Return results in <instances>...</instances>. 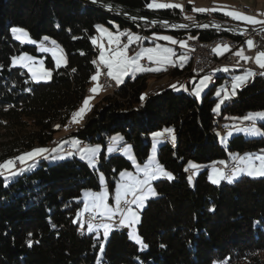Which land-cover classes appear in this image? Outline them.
I'll return each mask as SVG.
<instances>
[{"label":"trees","instance_id":"obj_1","mask_svg":"<svg viewBox=\"0 0 264 264\" xmlns=\"http://www.w3.org/2000/svg\"><path fill=\"white\" fill-rule=\"evenodd\" d=\"M152 20L179 24L183 11L154 10L144 0H0V127L10 132L0 135V164L29 150L51 147L57 134L53 127L60 125L61 130L69 124L97 72L93 61L99 49L92 38L98 26L115 29L109 23L113 21L121 30L130 28L149 37L169 34L177 41L194 37L208 42L219 35L213 26L176 28ZM196 20L220 25L221 34L239 43L246 40L224 29L234 24L226 14L197 13ZM13 28L26 30L37 46L16 40ZM253 36L257 48L264 50V32ZM50 39L63 49L65 66L57 68L50 54L38 52V45ZM157 42L162 40L147 39L145 44ZM25 52L46 57L45 66L52 71L49 82L35 83L26 69L12 66V58ZM188 55L190 61L183 68L168 67L163 73L176 85L188 79L191 90L195 76ZM154 75L127 78L112 96L103 98L102 106H96L82 126L57 142L74 137L82 145H102L98 171L113 194L119 173L133 169L123 156L126 144L133 147L137 162L144 163L153 134L164 129L174 132L175 142L162 138L165 143L160 145L158 161L175 178L154 184L156 196L140 213L137 226L148 247L141 249L127 231L112 228L101 255V240L87 228L80 231L77 220L83 193L101 189L99 172L77 157L54 164L41 158L38 168L13 181L8 182L4 172L0 175V264H264V177L244 176L219 185L209 180L210 168L223 160L228 164L244 154L264 153V135L235 134L225 145L218 137L221 128L229 130L224 123L231 119L264 112V75L256 74L237 88L220 113L215 111L220 98L216 91L224 82L228 88L231 84L230 78L224 81V71L214 74L213 85L202 99L190 92L176 93L170 85L149 94ZM258 126L264 132V121ZM115 134L126 144L108 156ZM191 163L200 171L193 182L189 171L194 175L197 169L190 168Z\"/></svg>","mask_w":264,"mask_h":264},{"label":"rangeland","instance_id":"obj_2","mask_svg":"<svg viewBox=\"0 0 264 264\" xmlns=\"http://www.w3.org/2000/svg\"><path fill=\"white\" fill-rule=\"evenodd\" d=\"M155 2L156 3L161 2V3H165V4L182 5L183 6V10L182 11H183V15H184L185 19H187L186 17H192V19H187V20H190V21H192V20H194L196 18V15H195L196 13H202V12L193 11V8H195V9H201V8H203V9H216V11H207V12H204L206 14H208V13H214V12H220V13L225 14L226 12H229V11L237 12L238 13V10H239L240 6H242L244 8L251 9L252 11L255 12V14H256L255 16L257 17L258 20L264 21V0H155ZM186 2H190V4L192 5L191 11L185 9ZM151 3H153V0H149V4H151ZM149 4H148V6H149ZM177 9H180L181 10V8H178V7H177ZM245 14H249V12L248 11H245ZM230 18L232 20H236V19H233L232 17H230ZM109 23H110V25H114L115 26V29H112V28H110L107 25H100L104 29H106L107 31L106 32H102V31H99L98 28H97V33L92 38V42L95 41V43H93V44L96 47H98V49H99V52H98V55H97L98 61H99V56H100L101 52H104L105 56H108V55L111 54V50L117 48L118 46L119 47H122V48H126L127 49V56L130 57V58L131 57H136L137 54H139V53H144L143 56L138 60V63H139V65H141L145 69H146V67L143 66L144 64H142L144 62L143 60H147L146 63L148 65H151V62H153V64H155V69H161V68H165V67H169L170 68L171 65L174 64L175 60H177L179 62H184V63H187L188 61H190V57H189V55L187 53V51L189 50L188 47H180L179 44H178L177 45L178 48H176L175 46L166 45V44H160V43L146 45L145 44L146 40L147 39L149 40V36H147L146 34H141L139 31H134V30H132L130 28L129 29H125V30H121L120 27H119V25L117 23H114L113 21H111ZM200 23H203V22H200ZM214 25H217V24H214ZM228 27H226V28H228ZM239 27H241V26H239ZM257 28H260V27H257ZM257 28H255V29H257ZM24 31L27 32L26 30H24ZM108 33H111L112 34L111 41L109 39ZM127 33H132L134 35H138V36L141 37V39L139 41H134L132 43H129V37H128ZM27 34H28L27 36H22L21 33H13L14 38L16 40L20 41L21 43L26 44V45H31V46H37V43L35 41H34L35 43H33V40H32V38H31V36L29 35L28 32H27ZM254 34H256V33L248 32L247 33V36H246V41H248V40H252L253 41V47L251 48V50H249V47L247 45V49L250 52H255V55L253 57H255L260 51H264V50H261V49H258L257 48V45L255 43V40L253 39V35ZM17 37H19V38H17ZM117 38H118L119 44L116 43ZM53 41L54 40L50 39L48 43H45V42L40 43L38 45V52L39 53H48V54H50L51 57L53 58V61L55 63V66L57 68L58 67H63V66H65L67 64L66 55L63 52V49L61 48V46L58 45L55 41H54L55 43L53 44L52 43ZM180 41H186L187 42V45H188L189 39H183V40H180ZM133 43H137V46L136 47H133L132 46ZM219 46L221 48L222 54H223V52L225 50H226V52L224 54L229 53L230 50H228V49H230V48L228 46H226V45H224V46L223 45H219ZM43 48H47L49 50L48 51H43L42 50ZM163 48H170V49H172L175 52V55L172 56V57H170L171 63H164V62H162V63H155L154 61L149 60L148 54L145 52L146 49H156V50H160V49H163ZM217 48H218V46L216 47V49ZM53 51H55L56 56H53V54H52ZM24 54H27L28 56H30V57L33 58V62L31 64V66L34 69V71L36 72V77H39V79L34 78L33 73L30 72L27 68H24L31 75V78L33 79V81L35 83L49 82L51 80V75H50L49 78H44V73L45 72H50V73L52 72L51 69H48L45 66V59H46V57H44V56L42 57V56L35 55L33 53H26V52L25 53H22L20 55H17V56H21V55H24ZM222 54H218L217 53L218 56H222ZM17 56H15V57H17ZM181 56L186 57V59H184V60L179 59V57H181ZM57 57H63L64 60H66V64H65L64 60H61V62L59 64H57ZM98 66L100 67L101 75H102V66L103 65H101L100 61H99ZM255 66L258 69H261V68H259V66L256 63H255ZM15 67H20V66L17 65ZM224 69L223 70H216V71H214L215 76L217 77L218 74L221 71H224ZM227 69H228L227 71H224L226 73V77H225L224 81H226L228 78L231 79V84H230L231 91L229 90L230 88L227 87V85H226L225 82L222 85H219V87H218V89L216 91V96L217 97L220 96V98H219V100L217 102V105L215 106V111L217 113H220L221 112L222 106H223L224 101L226 99H229V98L235 96L236 91H237V88L235 90H233L232 89V85L236 81V78L239 77V76H247V70H250L248 68L246 70H242V71H234L232 68H227ZM230 69H232V70H230ZM261 70H264V69H261ZM148 72L151 73L153 71H138V70H135L134 67L133 68H130L128 74L122 77V80H123L122 83H124L126 81V79L129 78V77H132L133 79H135L140 74L148 73ZM214 74H213V77H214ZM101 75L98 77V81H93L92 80V83L89 86V90H91L94 87H96L97 86V83H100ZM205 76L210 77L211 79L207 82L206 86H204L203 88H201L200 94H199V96H197L195 94V90H196V88H199L200 87V83L199 82ZM252 77L253 76L248 77L246 79V81L243 82L242 84L248 82V80L250 78H252ZM191 82H192V89L191 90L189 89V87L187 86L186 83H182L181 85H176V87L174 88V91L176 93H178V92H185V93L190 92L191 94H193L194 96H196L198 99H202L203 95L206 92H208L209 89L211 88V86L213 85L214 78H212L210 75H203V76H200V77L195 76V77H192L191 78ZM122 83H120L118 85L120 86ZM161 88H163V87H159L157 90H155V88H152V89L149 90V94L150 93L157 92V91L161 90ZM98 92H99V90H98ZM218 93H219V95H218ZM105 96H112V94L109 93V92L103 91V89L101 87V93L98 96V98L97 99L96 98H91L90 99V102H89V108H90V110L87 111L86 114L83 115L82 120H80V123L79 124H81V126L86 122L88 116L92 113L93 109L96 106H99V107L102 106V100H103V98ZM89 97L90 96L86 95V97L82 100V102L74 110V112H76L78 109H80L83 106V101L86 98H89ZM255 113H260V112H250V113H248L247 115H245L243 117L233 118V119H231V121H228V122L224 123L225 126L230 127V128H229V130L227 132H225L226 128H221L219 130L218 137H219L220 143L223 144V145H225L227 143L228 139L231 138L235 134H244L246 137H249V138H258V137L262 136V135H259V134H257V135H249V134H246L244 131H240V129H246V128L255 127L260 132H262L260 130L259 126H258V123L264 121V119L257 118L254 121H250V120H245L244 119V117H246V116H248L250 114H255ZM244 122L247 123V124H245L246 126H250V127H244L243 126ZM249 123H252V126L249 125ZM68 125H69V127L67 128V130H65V128H64V129H61V130L59 129V131H58L55 128V126L53 127V130H55V131L57 130V134H55L56 135V139H60L61 137L66 136V135H69V134L73 133L74 131H76L77 128L75 127V125H73V123H70L69 122ZM30 130H31V128H26L25 131L29 132ZM63 130L65 131V135H63ZM223 132H225V133H223ZM229 132H231V135H228ZM9 133L10 132L8 130H4V129H2V127H0V135H6V134H9ZM157 133H161V135L158 136V137H155V138L153 136L151 153H150V156L147 159V161L144 162V163H138L137 162V160L135 158V153H134L133 147L131 145H129V144H126L124 138L120 134H115V135L112 136V138L113 137H116V136H119V137H121V139L118 140V141H113V139H111L112 141L108 145L107 150H106V153L108 154V156H110L111 153L112 152H115L122 144H126L125 149H124L123 156L132 162L133 169L132 170H123L120 173H122V172H128V173H131L133 176H137V177L143 178L142 177V172L140 171V169H143L144 166L145 165H148L150 161H152L153 163H158L159 164V161H158V151H159L160 145L163 144V143H165V141L161 137L164 136V135H166V137L169 138V139H171L172 142H175L176 141V136H175V134H174V132L172 130L164 129V131H159ZM170 136H171V138H170ZM173 137H174V139H173ZM73 140L77 142L78 147H76V148L73 147V145L71 143V141H73ZM64 141H68V143H64ZM0 142H1V140H0ZM57 142L58 141L55 140V143L54 144L51 143V146H55L57 144ZM97 146H99V148L101 150L96 153L95 161L100 158V156L102 155V153L104 151V147L102 145H100V144H93V145L92 144H84V145H82V143H81L80 140H78V139H76L74 137H69V138H66V139L62 140L61 142H59L58 145L56 146V148L53 149L54 151H51L49 154H47L45 156V159H46V162L47 163L54 164V163H56L58 161H63V160L72 159L74 157H77V158L85 161L92 169L98 171V164H97V162H95V166H91L87 158H85V159H82L81 158V152H80V149H82V148H95ZM67 148H70L71 149V152H66ZM109 148H111L112 151H109ZM33 150H35V149H33ZM33 150H29L27 152H24V153L20 154L19 156H17L15 158L16 162H18L19 165L21 166L20 168L23 167L21 170L16 171L14 175H13V171H15L16 167L13 168L10 171L9 170H5L3 176H4V178L8 182L13 181L14 178H16L19 175H23V174L30 173V171H32L34 168H38L39 167V165L41 163V160L39 158H37V157H35L33 159H28L24 163H22L20 160L17 159L18 157L24 155L25 153L32 152ZM249 155H251L252 157H255L257 155H264V153H262V154H250L249 153V154H244V155L238 156V157L239 158H245V157H247ZM61 157H63V158H61ZM29 160H33V162L29 163ZM223 161L225 162L224 164L227 165V162L225 160H223ZM234 164H237V162H234ZM192 165H196V164H194V163H191L190 164V168H192L193 170H194V168L196 169L198 167L197 165H196L197 167H192ZM137 166H139V168ZM213 168L218 169L220 171H223L224 177H226L224 170L223 169H220L219 166L217 164H215V165H213L210 168V171H209V180H210V177L213 176V174H214L213 173ZM199 172L200 171L197 169L195 171V175H190L189 176V177L192 178L191 179V182L194 181L195 177L198 176ZM120 173L118 175V179H117V182H116L115 189H116V187L118 185H123V184H126V183L129 182V178H127V177L124 180H122L121 179V176H120ZM244 176H246V177H253V178L264 177V176H260L258 174H256V175H248L247 174V170H244V171L237 172V174L232 178L231 182H234V181H236V180H238V179H240V178H242ZM99 178H100V183H101V189L99 191L87 190V191H85L83 193V196H82L83 207L79 211V214L77 216V220L80 219V217H81L80 213L81 212H83V215H84V214L92 211L91 209L89 211H84L85 205L86 204H89V205L91 204L90 197L86 196L85 193H97V194H99V193H103L104 191H107L109 193V197H108V199H107L106 202L109 205H111V204L114 203L115 189H114L113 194H111V192L109 191V188L107 186V180H106L104 174L101 173V172H99ZM161 179H167V178L161 177V178H158V179H155V180L150 181V185L154 189V191H155L154 184L157 181L161 180ZM223 181L229 182L226 178L220 177L219 178V182L217 184H214V185H219ZM210 182H211V180H210ZM155 196H152L151 194H149L147 196V198L142 201V207H139L138 208L136 205H132L134 211H136V213H137V215L139 217V220H138L137 223L133 224L132 226L121 225L120 223H118V224L112 225V227L110 228V230L112 228H118V229L126 228L127 229V232H128V236L130 238V234L133 232V228H134L135 229V234H137V226H138V224L140 222V213L147 206L148 201L151 200V199H153ZM96 211H97V215H98V216L96 215V217H100L99 216V210H96ZM110 230H109V232H110ZM95 233H96L97 237L101 240L102 245L104 247V245L106 244L107 238L105 240V238L103 236V229H100L99 232H95ZM131 240L134 241L133 239H131Z\"/></svg>","mask_w":264,"mask_h":264},{"label":"snow or ice","instance_id":"obj_3","mask_svg":"<svg viewBox=\"0 0 264 264\" xmlns=\"http://www.w3.org/2000/svg\"><path fill=\"white\" fill-rule=\"evenodd\" d=\"M96 0H93V3H95ZM150 8L154 9H165V8H181L183 10L182 5H176V4H165V3H156L155 0H153V3L149 4ZM193 11L197 12H207V11H216V9H195L193 8ZM226 15L232 17L233 19L242 20L246 23H252V24H264V21H260L257 19H254L251 16L242 15L237 12H226ZM187 19H192V17H186ZM180 27H186V25H180ZM204 27H207V25H204ZM219 27V26H217ZM98 30L102 32H106L107 30L104 29L102 26H98ZM13 33H21L22 36H27V32H25L21 28H13ZM109 39L111 41L112 34L108 33ZM129 37V43H132L134 41H139L141 39L140 36L134 35L132 33H127ZM19 38V37H17ZM48 37H44V40H48ZM158 39L170 41L172 44H179L180 47H188L186 41H177L173 39L171 36H159ZM189 39H195L194 37H189ZM33 43H35L33 41ZM55 43L54 41L52 42ZM95 43V41H93ZM117 44H119L118 38L116 41ZM246 44L249 47V50L253 47V41L248 40L246 41ZM226 47V46H225ZM43 51H48L49 49L43 48ZM230 50V49H228ZM218 54H222L220 46H218L217 49H214ZM145 52L148 54L149 60L154 61L155 63H171L170 57L175 55V52L170 48H163L160 50L156 49H146ZM53 56H56L55 51H53ZM144 53L137 54L136 57H128L127 56V49L122 47H117L115 49L111 50V54L108 56H105L104 52H101L99 56L100 63L107 69L106 76L114 80L117 84H120L123 82L122 77L127 75L130 68H135V70L138 71H158L159 69L155 68H143L141 65H139L138 60L143 56ZM235 55L239 57L241 60H244L245 62L253 61L259 66V68L264 69V51H260L255 57L246 56L244 54V49L241 48L238 50ZM179 59L184 60L186 57L181 56ZM61 60H64L63 57H57V64L61 62ZM33 62V58L28 56L27 54L13 57L12 58V66L15 67L19 65L20 67L27 68L30 72L33 73L34 78L39 79V77H36V72L32 68L31 64ZM66 64V60H64ZM239 62V61H238ZM95 64L96 61H93ZM228 69L225 68L224 71H227ZM75 71V69H73ZM264 75V73H261ZM51 75L50 72L44 73V78H49ZM101 75L100 67H97V72L95 75L92 76L93 81H98V77ZM255 73L251 70H247V76H239L236 78V81L232 85V89L235 90L236 88L240 87V85L246 81L248 77L254 76ZM210 77L205 76L203 79L200 80V87L196 88L195 94L199 96L201 88L206 86L207 82L210 80ZM173 88L176 87V85H172ZM101 89V86L99 83H97V86L91 89L93 93H97L98 90ZM219 95V93H218ZM144 97H141L143 99ZM91 97L86 98L83 101V106L78 109L76 112L72 113L70 123H79L80 120H82L83 115L86 114L87 111L90 110L89 108V102ZM264 119V112L261 113H255L250 114L246 117H244L245 120L254 121L255 119ZM57 128H60V125L56 126ZM69 125H65V130ZM235 127V126H234ZM240 131H244L246 134L249 135H264V132H260L255 127L246 128V129H240ZM154 138L161 135V133H154ZM228 135H231V132L228 133ZM113 141H118L121 139V137L116 136L112 138ZM174 139V137H173ZM64 143H68V141H64ZM74 148L78 147V144L76 141H71ZM101 149L99 146L95 148H82L80 149L81 152V158L85 159L87 158L91 166H95V157L96 153L100 151ZM54 150H50L47 148H39L35 149L32 152L25 153L24 155L18 157L17 159L20 160L22 163L26 162L28 159H33L39 155H42L43 153L50 152ZM109 151H112L111 148H109ZM63 158V157H61ZM238 163L233 165V168L230 172V174L227 177H224L223 171H220L218 169L213 168V176L210 177V180L213 184H217L219 182V178L223 177L226 178L229 182H231L232 178L237 174V172L247 170L248 175H260L264 176V155H257L255 157H252L251 155L245 157V158H235ZM258 162V163H257ZM221 164H224V161L220 162ZM15 167V162L13 160H7L3 164H0V169L4 170H12ZM139 168V166H137ZM192 167H197L196 165H192ZM142 172V177L133 176L131 173L128 172H122L120 173L121 179L124 180L126 177L129 178V182L123 185H118L115 189V197H114V203L109 205L106 201L109 197V193L107 191H104L103 193H85L86 196L90 197L91 204H86L84 211H89L90 209L92 211L99 210V216L101 220L106 221H113L117 217H119V223L121 225H127L132 226L133 224L137 223L139 220V217L134 211L132 205H136L138 208L142 207V201L147 198L149 194L152 196L156 195V192L150 185V181L158 179V178H167L168 180H173L175 177L165 170L163 166L159 165L158 163H153L152 161L149 162L148 165H145L143 169H140ZM3 173L0 172V175ZM191 177H189V181L191 182ZM81 216H83V212L80 213ZM96 216H92V220H95ZM75 222V221H74ZM55 227V225H53ZM84 225L83 223L80 224L81 230L83 229ZM112 227L111 223H97L93 225L91 222L88 223L87 231L89 233L92 232H99L100 229H103V236L106 240L109 230ZM130 238L133 239L137 244L141 246V249H145L148 247L147 244H145L142 240V238L135 234V229L133 228V232L130 234ZM29 247H31V242H29ZM163 247V245H161ZM100 253L103 255V245H101Z\"/></svg>","mask_w":264,"mask_h":264},{"label":"built area","instance_id":"obj_4","mask_svg":"<svg viewBox=\"0 0 264 264\" xmlns=\"http://www.w3.org/2000/svg\"><path fill=\"white\" fill-rule=\"evenodd\" d=\"M239 11L240 12L248 11L249 14L255 15L254 11H252L251 9L244 8L242 6H240ZM162 23L169 24V22L167 21H162ZM180 25H186V24L177 23L175 24V27L176 28L188 27L187 25L186 27H180ZM214 27L218 29V33H219V35L216 36L214 39L208 42H201L197 39H191L188 41V48H189L188 53L190 54V56L194 58V60L197 63V73L196 75L193 76L210 75L213 70H218V68L220 67H232V68L242 67V68H248L254 70V72L264 73V70L258 69L253 61L245 62L244 60H241L239 57L235 55V53L241 48L244 49V54L246 56L253 57L255 55V52H250L247 49L246 40L242 43H239L233 36L221 34L220 29H222V27L220 25H214ZM245 28L247 27H240V29H238L237 27L224 28V29L229 30L231 35H235V33H237L242 37H246L247 33L244 30ZM219 45L228 46L230 48L229 53L224 54L222 56H218L214 51V49H216V47ZM106 71L107 69L103 66V78L100 81V86L102 87V89H119V85L114 80L106 76L105 74ZM185 81L188 82V79H185ZM163 138L166 139V135H164ZM14 162L16 169H19L20 168L19 163L16 161ZM233 165L234 162H231L227 166L219 165V167L224 170L225 175L227 177L230 174ZM0 172L3 173L5 172V170L1 169ZM189 174L192 175V171H189ZM96 213H97L96 211H91L84 214L80 218L78 229L81 230L80 228L81 223H83L84 225L83 229L88 225L89 222H91L93 225L97 223H105V222L108 223V221L106 220H96V219L92 220V216L93 215L96 216ZM115 220H119V217H117Z\"/></svg>","mask_w":264,"mask_h":264},{"label":"crops","instance_id":"obj_5","mask_svg":"<svg viewBox=\"0 0 264 264\" xmlns=\"http://www.w3.org/2000/svg\"><path fill=\"white\" fill-rule=\"evenodd\" d=\"M159 3H161V2H159ZM152 9H154V8H152ZM185 9L186 10H189V11H191V9H192V5L190 4V2H186V5H185ZM248 9V8H247ZM154 10H160V9H154ZM238 13L239 14H242V15H247V16H251V17H253L254 19H257V17L255 16V15H250V14H245V12H240L239 10H238ZM197 14V13H196ZM195 14V15H196ZM198 14H204V12H202V13H198ZM206 14V13H205ZM208 14H211V13H208ZM261 19V18H260ZM258 20V19H257ZM181 24H186L187 26H193V24H196V23H199L197 20H196V18L194 19V20H192V21H190V20H187V19H185V17H184V15H183V21L182 22H180ZM233 27L234 26H241V27H249V28H253V29H255V28H257V27H264V24H260V23H258V24H252V23H246V22H244V21H242V20H238V19H236V20H233ZM229 27H231V26H229ZM247 35V34H246ZM159 36H171V35H169V34H162V35H160V34H153V35H151V37H149V39L151 40L152 38H154V39H158V37ZM172 37V36H171ZM173 39H175L174 37H172ZM253 39H254V36H253ZM176 40V39H175ZM157 43H160V44H166V45H171V46H175L176 48H178V44H172L170 41H166V40H162V42H157ZM226 52V50L223 52V54L222 55H224V53ZM217 54V53H216ZM96 62L99 64V61H98V59L96 58ZM143 61H146L147 62V60H143ZM142 61V62H143ZM189 62V61H188ZM188 62L187 63H184V62H179V61H177V60H175V62H174V64H172L171 65V67L172 66H180L181 68H183L184 66V64H188ZM253 62H254V60H253ZM143 64V63H142ZM254 64H255V62H254ZM102 65V64H101ZM151 65H152V67L151 68H155V64H153V62H151ZM144 66V65H143ZM168 67H165V68H161V69H159L158 71H153V72H151V73H153V74H155L150 80H151V85H152V87L153 88H155V90H157L159 87H165L166 85H170V86H172V85H176V84H178V82H176L175 80H172V81H170V78L168 77V75L167 74H165V73H163L166 69H167ZM147 69V68H146ZM247 69V68H246ZM251 70V69H250ZM251 71H253L254 72V70H251ZM163 73V74H162ZM255 73V72H254ZM255 76V75H254ZM253 76V77H254ZM252 77V78H253ZM252 78H250V79H252ZM249 79V80H250ZM184 83H186L187 84V82H184ZM99 85H100V83H99ZM89 93V94H88ZM88 93H87V95L88 96H90L91 98H98V96L100 95V93H101V89L99 90V92H97V93H93L91 90H89L88 91ZM80 123V122H79ZM79 123H73V125H75V127L76 128H78V127H80L81 126V124H79ZM63 135H65V131L63 130ZM62 135V136H63ZM154 136V135H153ZM163 137V136H162ZM161 137V138H162ZM62 138V137H61ZM60 138V139H61ZM60 139H56V140H60ZM62 141V140H61ZM60 141V142H61ZM58 145V144H57ZM56 145V146H57ZM56 146L55 147H42V148H47V149H50V150H53V149H55L56 148ZM36 149H39V148H36ZM51 152V151H50ZM50 152H46V153H43L42 155H39V156H37V158H39V159H41V158H45V156L47 155V154H49ZM63 152V151H62ZM61 152V153H62ZM59 154V153H58ZM36 158V159H37ZM31 162H33V160H29V163H31ZM28 163V164H29ZM223 165V164H222ZM225 165V164H224ZM23 168V167H22ZM197 169V168H196ZM195 168H194V170H196ZM14 172V171H13ZM194 175H195V173H194ZM123 230H125V231H127V229L126 228H123Z\"/></svg>","mask_w":264,"mask_h":264},{"label":"bare ground","instance_id":"obj_6","mask_svg":"<svg viewBox=\"0 0 264 264\" xmlns=\"http://www.w3.org/2000/svg\"><path fill=\"white\" fill-rule=\"evenodd\" d=\"M188 53V52H187ZM191 59H192V63H191V71H190V73L191 74H193V75H196V73H197V63H196V61L194 60V58L191 56ZM143 64H144V66L146 67V68H151L152 67V65H148L147 63H146V61H144L143 62ZM98 65V64H97ZM224 68H232V67H220V68H218V70H222V69H224ZM232 69H246V68H242V67H234V68H232ZM214 71H216V70H213L212 72H211V74H210V76L213 78V74H214ZM261 73H263V72H256V74L257 75H260ZM103 78V66H102V75H101V78H100V81H101V79ZM215 80V79H214ZM118 89H103V91H106V92H109V93H111V94H113L115 91H117ZM55 128L57 129V130H59L60 128H57L56 126H55ZM56 130V131H57ZM55 142H53V144H54ZM96 215H97V213H96ZM98 216V215H97ZM96 220H101V218L100 217H96ZM119 222V220H113V221H108V223H118Z\"/></svg>","mask_w":264,"mask_h":264},{"label":"water","instance_id":"obj_7","mask_svg":"<svg viewBox=\"0 0 264 264\" xmlns=\"http://www.w3.org/2000/svg\"><path fill=\"white\" fill-rule=\"evenodd\" d=\"M145 3L148 5L149 4V0H144ZM121 13V12H120ZM122 14V13H121ZM131 17V15H129ZM154 23H159V22H162L160 20H152ZM169 24L175 26V23L173 22H169ZM204 25H207V26H214L213 24L207 22V21H204L203 23H196V24H193L192 27H204ZM231 28V27H230ZM238 29H240V27H237ZM247 33L248 32H251V33H257V32H264V27H260V28H257V29H253V28H245L244 29Z\"/></svg>","mask_w":264,"mask_h":264}]
</instances>
